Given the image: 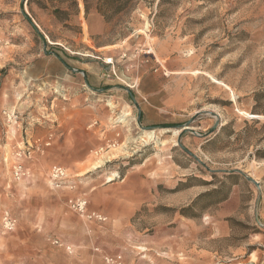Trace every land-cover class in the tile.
Instances as JSON below:
<instances>
[{"label":"rangeland","instance_id":"rangeland-1","mask_svg":"<svg viewBox=\"0 0 264 264\" xmlns=\"http://www.w3.org/2000/svg\"><path fill=\"white\" fill-rule=\"evenodd\" d=\"M99 8L0 0V264H264V0ZM196 113L181 144L213 171L177 143ZM107 197L140 203L92 251L65 242Z\"/></svg>","mask_w":264,"mask_h":264},{"label":"crops","instance_id":"crops-1","mask_svg":"<svg viewBox=\"0 0 264 264\" xmlns=\"http://www.w3.org/2000/svg\"><path fill=\"white\" fill-rule=\"evenodd\" d=\"M124 195L123 197L129 198L130 193L127 191ZM91 200H93L95 204L90 207V211H92V213H99L101 217L103 215L104 219L107 218L109 222L99 221L91 223L92 226L85 223L82 227H74L84 232L82 241H74L69 237H62L64 241L69 244L75 243L76 247L74 248L80 249L81 252L92 251L94 244L99 241L100 237H102L101 239H105L107 236L113 235V230H115L114 227L117 226L116 221L124 220L129 215V212L135 208V205L140 203V199H112L110 197H107V199ZM99 201H103V207L96 203ZM98 246L103 248L101 244ZM95 249H98V247H95L94 250ZM91 262L90 259H87L86 264H92Z\"/></svg>","mask_w":264,"mask_h":264},{"label":"built area","instance_id":"built-area-1","mask_svg":"<svg viewBox=\"0 0 264 264\" xmlns=\"http://www.w3.org/2000/svg\"><path fill=\"white\" fill-rule=\"evenodd\" d=\"M105 64L112 65L113 61L112 58H107L104 60ZM18 154H21L20 152ZM13 174L16 178L22 177L25 175V170L23 167L22 162H16L13 166ZM49 176L51 180L55 183H61L67 177L66 171L61 167L53 166L49 171ZM85 201H77L72 204V207L75 208L77 211H84L85 209ZM4 225L7 228H12L14 223L10 219H4ZM107 261H110L115 264H120V257L116 258H108Z\"/></svg>","mask_w":264,"mask_h":264},{"label":"water","instance_id":"water-1","mask_svg":"<svg viewBox=\"0 0 264 264\" xmlns=\"http://www.w3.org/2000/svg\"><path fill=\"white\" fill-rule=\"evenodd\" d=\"M24 1V0H23ZM21 9H23V3H21ZM73 71H76L75 69H71ZM90 87V86H89ZM125 90H127V88L124 87ZM128 91V90H127ZM132 97V96H131ZM134 104L135 106L137 107V104L136 102L134 101ZM138 109V112H137V124L140 126V109L137 107ZM198 113H196L194 116H192L187 122L185 125L181 126V132L179 133L178 137H177V143L178 145L185 151H187L189 154H191L198 162H200L204 167H206V169L210 170L203 162H201L195 155H193L192 153H190L186 148H184L181 144V137L183 135V133H185L186 131L188 130H191L190 127H189V123L191 121L194 120V118L197 116ZM214 116H216L215 114H213ZM218 125V121H216L214 123V125L210 128V130L205 134H209L211 132H213L215 130V128L217 127ZM142 127V126H141ZM161 127H164V128H167L168 126L167 125H162ZM144 129H149L150 127H142ZM210 171H213V170H210ZM217 171H223V170H217ZM232 172V171H231ZM239 173H241L248 181H250L251 183H253L257 188H259V184L258 182L253 179L252 177H249L247 175H245L242 171L238 170Z\"/></svg>","mask_w":264,"mask_h":264},{"label":"trees","instance_id":"trees-1","mask_svg":"<svg viewBox=\"0 0 264 264\" xmlns=\"http://www.w3.org/2000/svg\"><path fill=\"white\" fill-rule=\"evenodd\" d=\"M98 4L101 8H105V9H101L99 8V10H101L103 13V15H107V14H119L121 12L124 11L127 3H133L137 0H97ZM163 0H159V4L162 2ZM85 2V7H87V2L88 0H84ZM56 12V11H55ZM229 127V125H224L223 127H221V130H226ZM257 158H264V148L263 150H260L257 152L256 154Z\"/></svg>","mask_w":264,"mask_h":264},{"label":"bare ground","instance_id":"bare-ground-1","mask_svg":"<svg viewBox=\"0 0 264 264\" xmlns=\"http://www.w3.org/2000/svg\"><path fill=\"white\" fill-rule=\"evenodd\" d=\"M177 133V131L174 133V134H176ZM177 135V134H176ZM115 176V175H114ZM107 180L108 181H110V180H113V176H109L108 178H107Z\"/></svg>","mask_w":264,"mask_h":264}]
</instances>
